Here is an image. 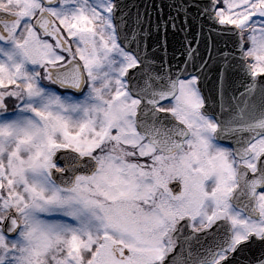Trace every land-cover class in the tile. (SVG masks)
<instances>
[{
    "label": "snow or ice",
    "instance_id": "obj_1",
    "mask_svg": "<svg viewBox=\"0 0 264 264\" xmlns=\"http://www.w3.org/2000/svg\"><path fill=\"white\" fill-rule=\"evenodd\" d=\"M0 264H264V0H0Z\"/></svg>",
    "mask_w": 264,
    "mask_h": 264
},
{
    "label": "water",
    "instance_id": "obj_2",
    "mask_svg": "<svg viewBox=\"0 0 264 264\" xmlns=\"http://www.w3.org/2000/svg\"><path fill=\"white\" fill-rule=\"evenodd\" d=\"M167 11V10H166Z\"/></svg>",
    "mask_w": 264,
    "mask_h": 264
}]
</instances>
